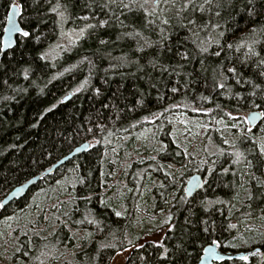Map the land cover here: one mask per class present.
Wrapping results in <instances>:
<instances>
[{
    "label": "trees",
    "instance_id": "trees-1",
    "mask_svg": "<svg viewBox=\"0 0 264 264\" xmlns=\"http://www.w3.org/2000/svg\"><path fill=\"white\" fill-rule=\"evenodd\" d=\"M57 2L62 9L67 6V22L51 11ZM143 3L123 0L129 5L124 8L121 0H0V54L12 4L20 6L21 25L30 32L0 61V202L76 147L96 142L89 152L43 178L25 198L0 209V236L7 237L9 247L5 257L0 253V264H112L131 248L135 188L142 179L133 176L138 163L131 164L129 175L124 173L133 143L121 137L156 115H161L157 123L164 150L154 174L165 183V198L157 194L148 201L155 212L167 211L171 227L161 243L134 249L125 264H196L213 240L224 251L264 252V234L245 232L250 222L257 228L264 222V185L257 180L264 155L251 136H264V117L248 133L251 137L236 141L233 150L244 154L240 163H233L236 157L212 131L217 149L212 164L183 177V186L192 173L204 177L205 185L191 198L179 172L169 168L182 167L187 157L167 117L178 106L191 117L206 111L213 121L227 125L233 123L228 113L261 111L264 116V0H194L182 12L184 0H169L160 3L156 15H147L154 4L149 1L141 8ZM81 16L89 19L77 18ZM101 21L107 23L101 27ZM89 23L96 27L87 29L69 51L49 57L63 27L78 30ZM245 45L259 55L246 56ZM184 52L187 59L178 55ZM230 67L236 75L227 71ZM66 169L72 171L63 174ZM246 176L250 199L237 206ZM124 179L131 193L120 191ZM243 234L248 238L240 244ZM262 252L247 261L220 264H264ZM66 254L70 259L59 263Z\"/></svg>",
    "mask_w": 264,
    "mask_h": 264
},
{
    "label": "rangeland",
    "instance_id": "rangeland-1",
    "mask_svg": "<svg viewBox=\"0 0 264 264\" xmlns=\"http://www.w3.org/2000/svg\"><path fill=\"white\" fill-rule=\"evenodd\" d=\"M149 1L151 4H154L153 0ZM80 38L77 39V32H74L73 29L63 27L62 31L59 33L56 43L49 49V57L54 59L63 54L65 51H69ZM57 45H59V47H57ZM170 111H167V117L169 121H172L174 124L172 135L174 139L177 140V143L180 145V147L184 150L187 161L182 167L170 166L169 168L171 171L179 172L178 176L179 180H181L180 182L182 183V186L183 177L186 172L192 170L198 172L203 169L205 165L210 166L212 164L210 158L215 155V150H217L211 143L210 134L212 131H216L217 135L221 137L222 143L224 139H227L230 144L236 145V141L245 136H252L253 141H255L258 146L264 143V136L256 133L253 134L254 136H250V134H248L249 132L247 129L251 127L248 123L245 124L243 121H237L236 123H238V128H233L232 125H227L225 121H213L211 118L206 116V114L198 115L197 117H191L186 112H184L180 106L174 107ZM247 114L248 113H244L236 116H247ZM160 117L161 115H156L153 118L145 119L137 123L134 125L132 129L133 131L131 133L124 134L121 137V140L125 143L127 141H132L133 143L127 153V162L124 163V168L122 167L125 171L124 173L129 175V168L131 167V164L134 162L138 163L139 168L134 172L133 176H135V178H137L139 181L142 179V182L139 183L135 188V192L137 193L135 197V205L137 206L134 217L135 225L133 227L135 244L125 252L118 254L112 264H125L131 252L136 248L142 247L146 243H161L164 235L171 227V217L167 211L155 212L153 210V202L148 201L150 199H156L158 197L157 194H163V192H161V188H163L165 184L162 178L158 177L157 174H154L158 169L157 167L161 165L158 163L160 162L158 159V154L164 150V146L160 141V128L158 127L157 123ZM230 121L234 123L232 119H230ZM154 123H156V125H154ZM252 129L253 128H251V131ZM132 136L133 140H131ZM95 143V141H91V147ZM224 145L225 150H227L229 153L234 152L233 148L230 147L229 144ZM246 167H249V165ZM163 168V173L167 174L168 168L165 166H163ZM70 171H72V169H66L62 173L67 174ZM192 174H190L186 179L183 186L184 190L186 183ZM257 180L259 183L264 185V169L263 173L259 178H257ZM180 184H177V186L182 187ZM120 186V191H123L124 193L132 192L125 179L122 180ZM178 190L179 188H174L175 192ZM250 194L251 191L248 189V177L246 176L244 179V184L237 197V206L242 205L246 199H250ZM164 198L165 195L163 194V200ZM145 201H148L150 205H146ZM32 210L33 209H31V211ZM259 224L263 225V228L254 227V223L250 222L249 227L245 231L246 235L251 236V234L254 232L264 234V222H259ZM246 235L243 234L240 236V244L245 241V239L242 240V238L247 237ZM254 237L256 236L254 235ZM8 248L7 237L0 236V253H2L1 257H5V255L8 253ZM260 257L264 258V252L260 253ZM66 259H70V254H66L61 260H59V263Z\"/></svg>",
    "mask_w": 264,
    "mask_h": 264
},
{
    "label": "water",
    "instance_id": "water-1",
    "mask_svg": "<svg viewBox=\"0 0 264 264\" xmlns=\"http://www.w3.org/2000/svg\"><path fill=\"white\" fill-rule=\"evenodd\" d=\"M18 5V4H16ZM19 6V5H18ZM21 15L22 11L20 6L13 9L12 6L9 10L8 16H7V21L2 37V49H1V54H0V61L3 58V56L6 53H9L12 51L16 45H17V39L21 36L19 31H12L8 32L6 29L11 27V24L9 23L10 21H14L16 28L17 29H23L21 25ZM10 41V42H9ZM71 96H68L65 100L69 99ZM255 115L256 119L255 120H250L248 123L251 128H255L259 123L262 122L263 120V113L261 111H254L250 112L247 114L248 117H251ZM90 145V147L88 146ZM91 142H85L81 144L80 146L76 147L69 155L65 156L63 159H61L58 163H56L54 166H52L50 169L46 170L44 173L41 175H38L26 183L19 185L15 187L13 190H11L8 195L4 198L2 203H4L7 206H9L11 203L15 201H19L27 196V194L30 192L32 188L38 185V183L45 177H49L54 175L59 169L64 167L68 162L74 160L75 158L83 155L84 153H87L91 150ZM205 185V180L204 177L201 174H194L189 178V180L186 183L185 186V192L186 196L188 198H191L196 194L199 190L203 188ZM209 247H216L217 248V258H214L212 256H209L207 254L206 249ZM263 248L256 249L255 251L252 252H233V251H224L219 248L217 245H209L205 247L203 254L200 258V260L196 264H220L223 262H229V261H234V260H239V256H251L253 253L257 252H262ZM223 256L225 259L221 260L218 257ZM228 257H231V259H228Z\"/></svg>",
    "mask_w": 264,
    "mask_h": 264
},
{
    "label": "snow or ice",
    "instance_id": "snow-or-ice-1",
    "mask_svg": "<svg viewBox=\"0 0 264 264\" xmlns=\"http://www.w3.org/2000/svg\"><path fill=\"white\" fill-rule=\"evenodd\" d=\"M112 2H115V0H112ZM133 2H135V0H133ZM148 2H149V0H144V3L141 4L140 7L143 8L144 5H146ZM161 2L167 4V3H169V0H153V3H154L153 11L147 13V15H156L157 14V11L156 10L159 8ZM204 3L205 4H210V3H212V0H204ZM121 6L124 7V8H128L129 7L128 4H123V0H121ZM189 6H194V0H184V3L182 5L180 11L181 12L184 11ZM17 7H19V6L16 5V4H12V8L13 9H15ZM199 7L203 11V5H200ZM51 11L53 13H56L60 17L61 22H67V20L70 18V16L67 14V6L66 5L63 6V9H62V6H61V4L59 2H57V4L54 5L51 8ZM218 14L219 13H217V15ZM77 18L80 19V20H88L89 19L88 16H81V17H77ZM188 22L190 24H195V21L194 20H189ZM9 23L11 24V27H9L8 29H6V31H8V32L19 31V33H20V35L22 37H28L30 35V32L29 31L22 30V29H17L14 21H10ZM106 23H107L106 21H101L100 22V26L102 27ZM162 23L165 24V25H168L169 24V20L168 19H164L162 21ZM94 27H96V25L89 23L85 27H80L78 30L77 29H73V31L74 32H77V39H78V38L83 37L85 35L87 29H91V28H94ZM262 31H264V30H262ZM253 32H255V29L253 30ZM35 39L37 41H39L40 40V37L39 36H36ZM162 39H163V35H162ZM104 42L105 41H103V40L100 41V43H104ZM245 46L248 48V52L245 53L246 56L259 55V53L255 52V50H254V48H253L252 45H245ZM57 47H59V45H57ZM227 47L229 49H231V48H233V45L232 44H228ZM202 50L203 51H206V49H202ZM178 55H181V57L183 59H187V57H188L187 52L178 53ZM215 55L219 56L220 53L219 52H216ZM260 64L261 65H264V60H260ZM227 71L233 73V75H236L237 74L236 73V69L234 67L228 68ZM261 75H264V72H262ZM25 77L27 78V73H25ZM239 82L240 81L237 80V83H239ZM217 87L223 89V88H225V84L224 83H218L217 84ZM77 91H79V89H77ZM172 91L175 92L176 89L173 88ZM97 94H99V90L98 89H97ZM252 95H255V92H253ZM196 111L199 112V111H205V110H203V109H196ZM205 114H207L206 111H205ZM228 116L234 121V123L232 124V127L233 128H238V123H236L237 121H243L245 124H247V123L250 122V120H255L256 119V116L255 115H253L251 117H248V116H235L232 113H228ZM89 131H91V129H89ZM247 131L248 132H251V128H248ZM223 143L224 144H229L230 147L235 148V145L230 144V142L227 139H224L223 140ZM88 146L90 147V145H88ZM177 147H179V145H177ZM259 151H260L261 155H264V143H262L259 146ZM177 154H179V153H177ZM222 154H223V152H222ZM232 155H234L236 157V159L233 161V163H240L241 160L244 158V154L242 152L238 151V150L237 151H234L232 153ZM250 163L251 162L249 161L248 162V165H250ZM224 171L227 172L228 169H224ZM85 199H90V197H85ZM4 208H6V205L4 203L0 202V209H4ZM115 214L117 216H120L121 215L120 212H116ZM92 222H94V221H92ZM230 227L231 228H235L236 225L235 224H232V225H230ZM205 231H208V229H205ZM130 243H131V241H130ZM212 244L219 246V241L218 240H213L212 241ZM160 246L163 247V245H160ZM229 246H231V245H229ZM206 251H207V254L209 256H212L214 258H217L218 254H217V248L216 247H209V248L206 249ZM218 258L221 259V260L225 259V257H223V256H220ZM228 259H231V257H228ZM238 259L241 260V261H247L249 258L247 256L242 255V256H239Z\"/></svg>",
    "mask_w": 264,
    "mask_h": 264
}]
</instances>
